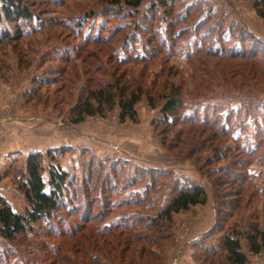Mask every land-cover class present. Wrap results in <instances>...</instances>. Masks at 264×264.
<instances>
[{"label":"rangeland","instance_id":"rangeland-1","mask_svg":"<svg viewBox=\"0 0 264 264\" xmlns=\"http://www.w3.org/2000/svg\"><path fill=\"white\" fill-rule=\"evenodd\" d=\"M253 1L174 0L165 11L150 10L152 0L136 10L106 0H30L29 19L2 24L20 36L0 43V103L4 95L11 101L0 113H13L15 125L55 132L56 146L39 151L42 176L47 181L54 164L69 184L56 217L14 239L0 234V264H224L220 238L232 230L246 264H264V253H250L244 238L251 222L264 229V20ZM161 37L169 56L157 51ZM152 50L156 58L147 63ZM123 71L141 73L137 80L154 98V108L145 95L135 105L136 124L151 128L163 159L120 140L98 153L63 139L74 133L69 111L84 87ZM169 86L179 89L183 107L164 122L161 94ZM12 153L0 166V194L23 212L17 181L28 153ZM189 180L205 189L213 224L198 228L174 214L170 225L148 226ZM141 246L152 254H140Z\"/></svg>","mask_w":264,"mask_h":264},{"label":"trees","instance_id":"trees-1","mask_svg":"<svg viewBox=\"0 0 264 264\" xmlns=\"http://www.w3.org/2000/svg\"><path fill=\"white\" fill-rule=\"evenodd\" d=\"M29 1L0 0V43L18 39L20 36L19 33L11 35L7 28L1 27L4 22L7 24L14 23L16 26L18 21L29 19L32 16V12L28 7ZM106 1L110 4H125L136 10L144 0ZM173 3L174 0H152L149 9L155 10L157 7H162L165 11H170L169 9ZM252 7L256 15L264 20V0H254ZM171 31L172 29L169 28L167 32L168 36ZM165 38L161 37L157 40L160 46H162L157 51H166L165 53L169 56L172 53L165 46ZM148 41H150V44H154V41L149 38ZM167 46L171 48L170 43ZM149 54L150 56L148 58L146 56V58H143L147 63L156 58L157 55L153 50ZM195 56L196 53L191 54L187 58V61L189 62ZM137 74V76L133 74L126 76L124 71L119 74L111 73L110 80L94 83L93 85L87 84L83 89V94L79 95L75 104L70 108L69 122L71 124H77L88 116L104 118L109 111L117 106L119 110V123H123L126 120L136 123L138 117L135 105L141 100L143 95L146 96L149 107H155L152 94L149 92L146 93L142 83L137 80L141 73L138 72ZM161 97L164 98V102L160 106L163 121L166 122L169 116L176 118L177 113L183 107L179 89L169 86L168 91L162 93ZM161 145H165V141L162 138ZM47 154L51 155V151H47ZM51 157L54 158L53 156ZM42 169V154L40 152L28 153L25 160L23 178L17 181L18 188L23 193L27 203L23 212L15 211L9 202L0 194V234L2 237L14 239L19 235H23L33 227L34 223L49 222L51 218L56 217V212L62 207V201L65 197L67 185L69 184L67 180L68 173L53 164L49 166L48 179L45 181L42 176ZM206 201L207 195L205 189L193 180H189L187 184L181 185L174 190L172 196L162 209L150 218L148 226L153 227L155 226L154 224L161 223L162 220H167V225H170L172 223V215L187 210L192 205L205 204ZM222 203L223 200L219 204L222 206ZM217 210L219 211V208ZM158 225L160 226L162 224ZM115 227L118 228L117 223H115ZM164 237L167 238L168 236L166 235ZM244 238L250 253H264V229L260 228L256 222L249 224L248 229L244 231ZM114 240L116 238H113L112 241ZM134 242L139 241L135 240ZM148 244L154 245L151 242ZM219 249L223 252L224 264H246L248 262V256L241 247L239 232L236 230L226 232L221 236ZM139 253L152 254L149 248L145 250L143 246H141ZM157 258L154 257L153 259L156 260Z\"/></svg>","mask_w":264,"mask_h":264},{"label":"crops","instance_id":"crops-1","mask_svg":"<svg viewBox=\"0 0 264 264\" xmlns=\"http://www.w3.org/2000/svg\"><path fill=\"white\" fill-rule=\"evenodd\" d=\"M201 2L212 3L213 5L220 4V1L228 3L229 6L243 7L244 3L236 0H196ZM258 29V28H257ZM7 94L4 92L2 95ZM1 99L0 106H7L11 104L9 98ZM12 109V108H10ZM21 109V108H20ZM1 111V110H0ZM11 111V110H10ZM17 111V110H16ZM113 111V110H112ZM111 114L115 115L110 118V112L106 117L101 118L97 116H88L83 121L73 125L74 133L69 132L67 135L64 134V138L69 146L77 147H93L97 149L98 153H105L107 151L104 143H109L113 141H121L123 145H127L134 150H139L141 152H153L157 158H165L164 152L160 147L159 143L152 138L151 128L143 125H138L130 120H126L123 123L118 121L119 110H115ZM115 112V114H114ZM137 115L138 110L136 108ZM23 113V112H22ZM13 113H0V166L8 161L13 154L12 152H39L44 149H48L56 146L55 132L41 131L40 128L26 127L21 125H15L12 120L8 118L13 116ZM102 120L101 123L97 119ZM11 119V118H10ZM10 121V122H8ZM107 154V153H106ZM2 156L4 157L2 160ZM209 204L208 210L209 214L204 213V209L207 212L206 206ZM194 210H192V208ZM203 210L201 213L200 210ZM194 211V213H193ZM185 212L186 214H181ZM186 216L189 221L193 222L194 225L206 228L210 224H213V219H215V209L212 206L211 200L208 198L205 204H197L190 206L189 209L175 213L176 216Z\"/></svg>","mask_w":264,"mask_h":264}]
</instances>
